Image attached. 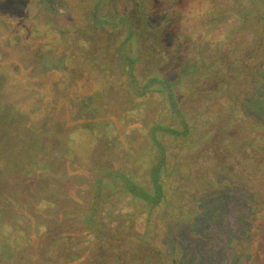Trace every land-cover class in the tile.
<instances>
[{
  "label": "rangeland",
  "instance_id": "1",
  "mask_svg": "<svg viewBox=\"0 0 264 264\" xmlns=\"http://www.w3.org/2000/svg\"><path fill=\"white\" fill-rule=\"evenodd\" d=\"M63 1L0 0V254L5 264H264V0L172 4L170 40L216 37L215 47H203L201 55L234 63L225 62L218 80L219 67L207 77L189 76L200 84L199 91L181 99L194 119L192 128L200 127L190 147L167 133L168 126L180 127L169 113V96L142 95L134 77L123 79L127 69L116 51L122 52L118 44L124 39L105 36L100 61L105 66L95 71L93 60L79 61L66 79L61 71L72 53L65 35L83 29L84 20L60 6ZM149 1L157 8L163 3ZM145 24L152 28L157 22L146 17ZM203 25L212 30L200 33ZM186 42L182 51L190 46ZM97 43L98 37L91 39V50L99 48ZM135 45L126 48L134 51ZM156 55L172 82L177 63ZM151 69L161 72L154 62ZM155 135L176 169L175 188L166 192L176 208L168 213L161 202L147 217L151 202L126 189L131 179L151 190V158L156 161L159 153ZM177 204L187 212H179Z\"/></svg>",
  "mask_w": 264,
  "mask_h": 264
},
{
  "label": "trees",
  "instance_id": "2",
  "mask_svg": "<svg viewBox=\"0 0 264 264\" xmlns=\"http://www.w3.org/2000/svg\"><path fill=\"white\" fill-rule=\"evenodd\" d=\"M64 2L69 3V5L64 4ZM149 3V0H75V2L73 3L69 2L68 0H64L62 4L60 3V6L64 7L65 5L67 10L70 11L69 14L76 13V15L78 14V16L80 18H83L84 20L83 29L76 32L69 31L65 35L64 43H68L71 49L70 53H72V56H69L67 58V62H69L70 65L65 69V71L61 72L66 77V79H68L70 74V72L68 71L69 69L73 70L77 67L79 68V61L84 62L89 61V59L94 61L93 67H95V71L101 70V67L105 66V64L100 63L103 52L102 47L103 45H105L104 37H112L113 42L121 38L124 39L123 43L119 42L118 44L120 48L122 47V52H120L119 49H117L116 51L117 55H122V61L120 62L121 68H123L124 70L127 69V74L123 79L128 80L127 76L134 77L135 81L138 82L137 89L139 92H141L142 95L147 94L150 91H154L160 92L162 94L166 93L169 96V98L171 99L168 102L167 106L169 108V113L173 118L179 121L180 127L173 128V126H168L167 133H172L176 136H180L182 139H184L183 145L186 144L187 147H190V145H192V143L194 142L193 137H197L200 133L198 131L200 127L192 128L193 126H191L190 122L194 119L193 117L192 119H190L189 112H187L186 110L187 105L184 101H181L183 97L188 96V92L197 90L199 91V89H197L196 87L198 83L191 82L189 76L207 77V75H211V72H213L210 71V69L219 67V73L218 75H216V79L218 80L221 79L220 77H222L220 76L221 73L226 72V69L224 68L225 62L232 64L234 63L230 62L226 58L215 60L216 57H214L215 59H212L213 61H210L209 59L206 60L201 55V53L204 54L205 52H201L204 49L203 47H207L208 45L209 48H211L212 46L215 47L214 44L216 43L214 39L216 37L213 39H208L203 37L197 38V36L191 35L187 37V35H185L184 38L174 39V41L170 40L169 36L174 35V29L171 26L169 27V25L176 15V11L173 10L172 5L173 3H175V0H163V3L159 8H157V6L151 7ZM202 14L204 13H201L199 15ZM76 15L75 17L78 18ZM146 17H150L152 21L154 18L157 24H152V26H154L152 28L148 27L145 24ZM182 26L180 28L181 30H184ZM161 29L163 30L161 31ZM205 29L210 30L211 28H207V26L203 25L202 27H200V33L206 32ZM84 30L87 31V34L81 35ZM109 31H111V33H109ZM117 35L120 36V38H118ZM95 37L99 38V43L96 44L97 46H99V48H94L93 50H91V39ZM218 38H220L219 41H225L223 35H220ZM70 39H73V45L71 44ZM185 39L187 40L186 46H190L186 47V49L182 51L180 47L184 45L186 41ZM132 42H136V45L135 48H133L134 51H129V49H127L126 47L127 44ZM190 43L193 44V47ZM187 51L190 54L191 58L190 56L188 57L186 55ZM156 53H162V55L165 54V62L167 64L173 62L177 63L175 65L176 76L172 82H167V80L165 79L166 75L164 69H162L164 66L162 68L159 67V65L163 63L164 60H161L159 58V55H156ZM132 54L136 57L132 56ZM180 59L183 60V63L180 62ZM95 61L98 62V64H96ZM151 62H154L161 72L155 73L154 71L156 69H151ZM195 62H197L199 66L196 69H193L192 67L193 64L195 65ZM189 64L192 65L190 69L187 68ZM230 66L232 67V65ZM229 69L230 67L227 69V71ZM206 70L209 71L207 72ZM136 71L137 74L139 73L138 78L135 77L137 75H134V72L136 73ZM205 72L207 74L206 76H203ZM81 73L85 75V73H88V71L81 70ZM157 74H160V76H158ZM98 79L101 78H97L96 76V80ZM102 80L104 83L107 79L104 78ZM182 81H184L183 85L180 84ZM198 86L200 87V84ZM92 90V93L97 92V90L95 89ZM99 90L100 89H98V91ZM138 91L136 92L137 95ZM174 91L176 95H178L177 98L174 97ZM200 93L194 92L197 97L199 95L201 96ZM162 128L163 127L159 129V132L160 130L163 131ZM157 137V135L154 136V140L157 143L154 145L158 148L157 151L159 153L156 156V161L153 160L154 157L151 158L152 167L149 170L152 185L151 190L147 189V187L132 182L129 177L128 179H130V181L128 189H126V191L131 192V195H133L134 197L151 202L148 203L150 205V209L148 210L149 212L146 213L147 217H150V214L154 213V208L156 206H160L161 202H165V205H167L166 208L168 213H174L176 208V204H174V202H172L170 198H166L167 190L175 188L172 186V183L175 182L174 180L176 179V177L173 175L176 169L173 168V165L170 164L167 160L165 146L157 139ZM168 167H170V170L168 169ZM177 189V193L181 194V192L179 191L181 188L178 187ZM184 191L190 194L188 190ZM185 201L183 202L185 203ZM100 204L101 202H98L97 199L96 207L100 206ZM177 206L179 212H187V209L185 210L184 207L182 209L180 208V204H177ZM98 231L100 232L102 230L98 228ZM89 232H91V230H89ZM17 240L22 243L23 239L17 238ZM19 241L17 242V244L19 243ZM148 248L150 250L152 246H148ZM0 256L2 258V261L4 260V264L8 262L4 254H0Z\"/></svg>",
  "mask_w": 264,
  "mask_h": 264
}]
</instances>
